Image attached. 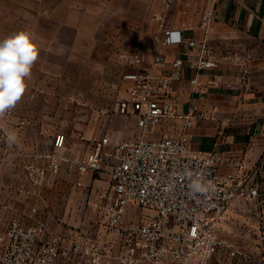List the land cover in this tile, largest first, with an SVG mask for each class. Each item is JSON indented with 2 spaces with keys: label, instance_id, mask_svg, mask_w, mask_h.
<instances>
[{
  "label": "built area",
  "instance_id": "obj_1",
  "mask_svg": "<svg viewBox=\"0 0 264 264\" xmlns=\"http://www.w3.org/2000/svg\"><path fill=\"white\" fill-rule=\"evenodd\" d=\"M173 1L161 0L146 49L118 55L133 74L116 112L134 117L136 137L116 143L109 136L94 142L78 139L88 144L71 163L78 186L82 177L96 178L109 169V193H98L91 207L94 218L61 232L36 218L30 224L11 220L0 233V264H212L221 249L230 256L238 253L230 249L218 226L234 201L256 203L258 185L243 186L235 173L220 176L221 153L192 149L189 131L204 121L228 125L217 107L204 109L207 93L200 79L207 73V85L217 86L226 68L233 66L242 84L253 53L212 49L206 36L185 37L191 24L174 28L168 20ZM210 16L211 10H206L202 24ZM182 45L189 49L187 60L165 53L168 47ZM186 72L190 97L185 112L178 114L174 86ZM52 147L46 167L35 164L23 172L27 195H39L55 185L64 163L65 136H54ZM197 176L211 180L215 191L193 193L190 184ZM137 210L152 216H140ZM37 214L32 209L31 217Z\"/></svg>",
  "mask_w": 264,
  "mask_h": 264
},
{
  "label": "rangeland",
  "instance_id": "obj_2",
  "mask_svg": "<svg viewBox=\"0 0 264 264\" xmlns=\"http://www.w3.org/2000/svg\"><path fill=\"white\" fill-rule=\"evenodd\" d=\"M200 1L174 0L168 11L169 22L192 24L201 10ZM98 4L95 0H0V39L28 30L35 34L39 47V57L23 98L0 118V183L13 190L4 199L0 192V209L5 208L0 217V233L15 219L30 224L36 218L59 232L78 221L94 218L91 207L98 193H109V169L77 186V181L73 182L71 159L73 154L81 157L88 144L81 143L82 148L77 149L74 145L81 136L88 142L109 136L116 143L133 140L138 133L134 117H122L116 112L117 103L126 97L133 74V69L125 66L118 55L146 49L156 15L161 12V0L131 4L117 1L115 16L108 12L100 17L83 16L88 10L95 13L93 9ZM64 5L80 9L71 18L45 17L50 9L55 12ZM124 5L125 11L118 12ZM58 49L63 54L57 55ZM182 112L178 109V113ZM57 134L65 136L66 149L55 185L39 195H27L23 172L35 164L47 166ZM70 170L73 175L68 179ZM32 209L38 211L34 217ZM137 214L152 216L139 210ZM225 217L230 232L235 233L239 218L234 212ZM218 227L222 236L224 229ZM247 232L246 229L243 236L249 243L253 238ZM228 245L231 250L240 251L235 238ZM225 251L219 250L212 264H226L227 259L230 264H257L253 252L242 257L239 253L230 256Z\"/></svg>",
  "mask_w": 264,
  "mask_h": 264
},
{
  "label": "crops",
  "instance_id": "obj_3",
  "mask_svg": "<svg viewBox=\"0 0 264 264\" xmlns=\"http://www.w3.org/2000/svg\"><path fill=\"white\" fill-rule=\"evenodd\" d=\"M95 1L99 3L93 9L95 13L88 10V13L84 12V17H100V14L104 12L115 16L117 1L130 4L147 2V0ZM199 5L201 10L195 14V20L191 24L192 29L184 32L185 37L199 40L206 36L209 47L212 49H224L239 55H244L247 50H251L253 58L248 64V78L242 84L237 82V70L233 66L226 68L224 80L217 86L207 85V73L201 77V87L207 93L204 109L210 110L212 107H217L223 116L229 119V122L226 127H219L209 121L197 123L189 131L190 147L200 151L218 150L222 156L218 167L220 176L235 173L243 186L258 185L255 204L246 206L241 201H234L229 212L226 213L228 215L234 212L239 218L235 233L230 232L227 217L220 225L224 229L221 234L227 242L235 238V241L240 244V247L236 246V248L240 250L238 253L242 257L249 254L248 252H253L257 264H264V71L261 70L264 66V0H201ZM125 8L126 5L118 12L125 11ZM79 9L76 5H64L55 9V12L50 9L45 17L53 18L59 15L71 18L72 14ZM203 9L211 10V16L207 21L204 20V24H202ZM84 10L83 6L82 11ZM65 25L69 24L66 22ZM178 25L180 24H171L174 28ZM188 51L189 49L182 45L168 47L165 53L169 58L180 57L187 60L190 58L186 56ZM189 76L186 72L184 80L174 86L177 113L178 109L183 110L178 114L185 112L189 101L187 84ZM79 147L82 148L80 142L74 145L76 149ZM78 157L73 154L72 162ZM69 173L68 179L73 175L72 171ZM87 178L92 177L89 175L82 177L80 186L84 184L82 180ZM73 180V182L79 181L76 174ZM12 191V187L0 183L3 199L6 195H11ZM4 209V207L0 209V217L4 214ZM49 228L53 230L51 225ZM246 229L253 238L249 243L243 236ZM53 231L57 232V229ZM225 258H228L227 255ZM226 264H230L229 259L226 260Z\"/></svg>",
  "mask_w": 264,
  "mask_h": 264
},
{
  "label": "clouds",
  "instance_id": "obj_4",
  "mask_svg": "<svg viewBox=\"0 0 264 264\" xmlns=\"http://www.w3.org/2000/svg\"><path fill=\"white\" fill-rule=\"evenodd\" d=\"M56 54L63 53L58 49ZM38 57L39 47L33 32L22 29L0 39V118L23 98ZM190 188L199 194L215 191L212 181L202 176L194 178Z\"/></svg>",
  "mask_w": 264,
  "mask_h": 264
}]
</instances>
